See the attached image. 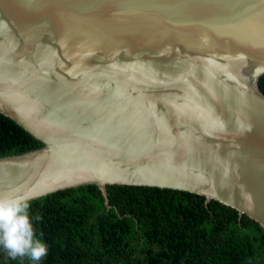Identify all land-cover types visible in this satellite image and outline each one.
<instances>
[{
	"label": "water",
	"instance_id": "1",
	"mask_svg": "<svg viewBox=\"0 0 264 264\" xmlns=\"http://www.w3.org/2000/svg\"><path fill=\"white\" fill-rule=\"evenodd\" d=\"M264 0H0V114L41 142L0 198L199 195L264 230Z\"/></svg>",
	"mask_w": 264,
	"mask_h": 264
},
{
	"label": "trees",
	"instance_id": "2",
	"mask_svg": "<svg viewBox=\"0 0 264 264\" xmlns=\"http://www.w3.org/2000/svg\"><path fill=\"white\" fill-rule=\"evenodd\" d=\"M264 96V73L257 79ZM41 142L0 114V158ZM94 184L28 200L36 238L48 249L32 262L0 246V264H264V230L199 195L159 187Z\"/></svg>",
	"mask_w": 264,
	"mask_h": 264
},
{
	"label": "clouds",
	"instance_id": "3",
	"mask_svg": "<svg viewBox=\"0 0 264 264\" xmlns=\"http://www.w3.org/2000/svg\"><path fill=\"white\" fill-rule=\"evenodd\" d=\"M26 197L0 198V246L10 257H28L39 262L48 253L47 246L36 238L28 213Z\"/></svg>",
	"mask_w": 264,
	"mask_h": 264
}]
</instances>
